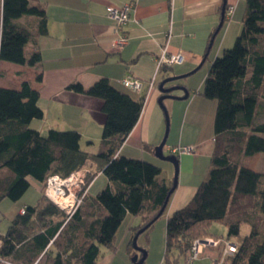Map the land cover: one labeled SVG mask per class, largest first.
I'll use <instances>...</instances> for the list:
<instances>
[{"label": "trees", "instance_id": "trees-1", "mask_svg": "<svg viewBox=\"0 0 264 264\" xmlns=\"http://www.w3.org/2000/svg\"><path fill=\"white\" fill-rule=\"evenodd\" d=\"M0 2V62L38 65L41 55L36 38L47 34L44 8L32 0ZM245 5L242 27L232 48L212 61L203 82L201 95L216 102L211 167L187 204L167 216L162 264L185 259L200 229L206 231L212 221L222 220L226 239L240 237L243 224L249 234L240 238L231 257L221 262L214 259L211 264H264V232L260 231L264 224V172L240 163L242 156L255 154H262L264 162V0H245ZM22 17L35 19L34 27L18 22ZM216 29L212 37L220 31L216 33ZM29 44L32 49L28 52ZM41 78L37 75L36 81ZM66 89L102 102V131L95 152L81 148L76 130L41 133L29 126L43 116L39 92L29 82L22 81L18 88L0 86V173L5 170L10 174L0 178V200H19L30 179L41 183L42 192L33 207L25 206V213L15 215L1 236L0 264H95L101 248H112L117 228L127 214L139 219L130 230L132 246L138 231H148L164 212L159 213L173 179L166 183L159 177V167L118 153L140 117L143 97L133 100L106 78L88 88L76 82ZM85 167L89 172L86 186L99 172L107 184L94 197L85 195L66 221L65 214L45 197L44 184L49 176L64 178ZM86 203L99 211L90 221L81 214Z\"/></svg>", "mask_w": 264, "mask_h": 264}, {"label": "crops", "instance_id": "crops-1", "mask_svg": "<svg viewBox=\"0 0 264 264\" xmlns=\"http://www.w3.org/2000/svg\"><path fill=\"white\" fill-rule=\"evenodd\" d=\"M224 2L225 7L233 6L234 11L230 17L226 16L222 28L212 37L220 22ZM32 3L42 5L47 21V34L36 38L41 62L33 67L1 62L12 77L2 78L0 82L1 87L18 88L22 81H27L38 90V106L43 116L32 120L29 126L41 133H46L48 129L76 130L80 133L81 148L95 152L102 131V102L69 91L66 87L78 82L88 88L96 80L106 78L117 90L140 101L145 95L146 83L155 76L156 89L143 104L137 123L118 153L159 167V177L170 183L174 167L167 161L160 162L153 150L159 145L163 130L158 118L154 122L151 120L161 95L158 85L168 77L186 75L183 73L201 66L207 60L211 64L223 50L229 48L242 27L246 10L244 1L32 0ZM126 4L130 5L129 20L120 29L127 37V44L117 51L114 46L116 23L107 17L106 7L120 8ZM18 22L34 27L36 21L31 17H22ZM164 46L169 53L183 54L184 63L155 75V59ZM31 47L32 44H29L28 52ZM39 74L42 78L37 82L36 76ZM126 75L144 83L141 92L134 93L121 85ZM202 88L203 83L195 91L190 88L187 99L169 98L171 101L166 103L174 130L171 137L167 134L163 154L172 155V147L193 148L192 153L177 157L179 178L166 205L170 206L168 215L187 204L211 167L210 161L215 150L213 126L216 102L203 97ZM255 156L263 160L259 154L247 158ZM5 172L3 178L9 177L10 174ZM100 176H103L101 172L92 180L87 195Z\"/></svg>", "mask_w": 264, "mask_h": 264}, {"label": "rangeland", "instance_id": "rangeland-1", "mask_svg": "<svg viewBox=\"0 0 264 264\" xmlns=\"http://www.w3.org/2000/svg\"><path fill=\"white\" fill-rule=\"evenodd\" d=\"M242 1H244L245 3V0H242ZM232 46H233V43L229 48H226L225 50L232 48ZM221 55L222 53L220 54V56ZM209 67H210V64L207 60L201 66H199V68L194 73L186 77H182L174 82L168 83L169 87L180 86V87L186 88L188 93L191 92L190 88H194L193 90L195 91L197 90L199 86L201 87V84L203 83L204 78L206 77L208 73ZM194 69H191L190 71L183 73V74H187ZM9 74H10L9 70H7L6 66L3 67L0 62V82L3 79H6L8 77L11 78L12 74L11 75ZM159 79H160V75H158V80ZM186 86L187 87L189 86L190 88L189 87L187 88ZM181 94L184 95V91L179 90V89L173 90L168 93L169 96H174V97L181 96ZM169 101H171L169 98L164 99L163 101V104H164L163 106L165 108L166 113L164 112L162 107L159 105L158 101L156 102L154 112H152L151 120H153L154 122L158 118L159 121L162 122V125H163L162 136L159 141V144L162 141L165 131H166V116L168 119V137L172 136V131L174 130V122L173 121L171 122V118H170L171 115L168 111V108L166 107V103H168ZM177 102L179 101H175V103ZM95 147L96 148L94 150L98 148V145H96ZM164 152L165 151L163 150V153ZM259 155L262 158V154H259ZM159 161L163 163L165 162L161 160ZM262 161L263 160L255 156L252 158L244 157V159L243 158L241 159L240 163L242 162L246 166H249L251 168L253 167L255 170L263 171L264 162ZM86 169L87 168L85 167V169H82V170L85 171ZM173 174H174V170H173ZM5 175H6V172L5 170H3L0 173V178L5 177ZM178 178H179V175H178ZM178 178H177V181H178ZM90 183L87 186L85 185L83 189L85 190V195H87V188L90 185ZM106 184H107L106 177L104 175L100 176L91 186L89 190V195L94 197L98 192H100L103 188H105ZM44 189H45V184H44L43 190ZM41 195H42V192H41L40 183L32 179L29 188L26 190V192L21 196L19 200L15 202L7 198H3L0 200V243H1V236L5 234L10 224V221L17 214V212L19 210H20L19 212H21V210L23 209L25 210L24 206L33 207L37 203ZM83 199L84 198H82L81 203ZM169 207L167 206L165 208L161 217L154 222V224L148 231L139 234L137 237V240H136L137 247L146 252V258L143 264H162L163 262L164 251H165V225H166V218L168 216ZM98 213L99 211L96 209V207H90L88 206V203H86L81 208V214L85 217L86 221L92 220L94 217H96ZM138 223H139V219L137 217L127 214L117 228V231L115 233V237L113 240L112 248L110 249L105 248V247L101 248V253H100V256L98 257L97 264H135L131 260L132 257L134 255H137L138 259H140L141 253L137 251L136 249H134L133 246H130L129 242H130L131 227L136 226ZM205 229L206 231H204L203 229H200L199 231L200 235L198 234V237L195 238L193 241V243L196 240H200L201 242L200 248H199L200 252L198 256L196 257V259L188 260L189 256L188 254H186L185 255L186 258L180 259L177 264H211L214 259H218L221 262L231 257V255L235 252L237 245L240 243V238L249 234L248 226L243 224L240 227V235H239L240 237L226 239L227 230H226V225H225L224 220L212 221L209 224L208 228H205ZM260 231L264 232V224L260 225ZM204 232H208V235H204ZM210 240L214 241L215 244L206 242ZM226 243L228 244L230 243L232 246L231 245L228 246L226 245ZM166 264H175V261L173 260L169 262L168 260Z\"/></svg>", "mask_w": 264, "mask_h": 264}, {"label": "built area", "instance_id": "built-area-1", "mask_svg": "<svg viewBox=\"0 0 264 264\" xmlns=\"http://www.w3.org/2000/svg\"><path fill=\"white\" fill-rule=\"evenodd\" d=\"M234 11L233 6H229L226 9V16H231ZM130 5H123L120 8L115 7H106V15L108 18L113 20L116 23L117 36L114 41V46L120 51L127 44V37L121 31L123 27L129 20ZM156 70L155 75L161 73L162 70L170 69L174 66L181 65L184 63V56L181 53H169L167 47L164 46L159 55L155 59ZM121 85L132 91L134 93H139L142 91L144 83L134 78L131 75H126L121 80ZM156 89L155 76L146 83V92L143 96L144 103L148 99L151 92ZM193 148L191 146L187 147H172L170 153L176 157L184 154L192 153ZM87 173V170H80L74 173H71L69 176L61 178L56 175L47 177L45 182V189L43 191L45 197L54 203L66 216V221H68L78 209L82 198L85 196L84 187V175ZM84 185V186H83ZM83 190V191H82ZM82 191V192H81ZM25 210H21L23 214ZM212 244H215L214 241H206ZM200 240H196L192 243V246L188 253V260H194L198 256L200 250ZM1 244V243H0ZM226 245H231L226 243ZM232 246V245H231ZM231 254V253H230ZM4 264H16L9 261H2Z\"/></svg>", "mask_w": 264, "mask_h": 264}, {"label": "water", "instance_id": "water-1", "mask_svg": "<svg viewBox=\"0 0 264 264\" xmlns=\"http://www.w3.org/2000/svg\"><path fill=\"white\" fill-rule=\"evenodd\" d=\"M225 1V0H224ZM224 13H225V2L223 3V7L221 9V15H220V22L217 26V29H216V33L219 31V29L222 27V24H223V18H224ZM204 60H202L201 62H203ZM200 65H198L197 68H195L194 70H192L191 72L187 73L186 75H181V76H174V77H168L166 79H163L159 85H158V89H159V92L163 95H161L159 98H158V103L159 105L162 107V109L164 110V112L166 113L165 111V108L163 106V101L164 99H167V98H173V99H187L188 97V92L185 88L183 87H180V86H172V87H167L165 88L164 86L170 82H174L182 77H186L192 73H194L198 68H199ZM176 89H179V90H183L184 91V95L181 96V97H174V96H169L168 93L173 91V90H176ZM167 134H168V119H167V116H166V131H165V134H164V137L162 139V141L160 142L159 145H157L156 147H154V155L156 158L162 160V161H167L169 163H171L174 167V176H173V188L170 190L169 192V195L168 197L166 198L162 208L160 209V214H162V212L165 210L166 208V205H167V202H168V199H169V196L170 194L173 192V189L174 187L176 186V183H177V174H178V159L176 156L174 155H164L163 154V147L166 143V139H167ZM143 232V229L139 230L138 233L133 237L132 239V246L134 249H136L137 251H139L142 256L140 257V259H138V256L137 255H134L132 257V262L135 263V264H143L145 258H146V252L144 250H141L140 248L137 247L136 245V240H137V237L140 233Z\"/></svg>", "mask_w": 264, "mask_h": 264}, {"label": "bare ground", "instance_id": "bare-ground-1", "mask_svg": "<svg viewBox=\"0 0 264 264\" xmlns=\"http://www.w3.org/2000/svg\"><path fill=\"white\" fill-rule=\"evenodd\" d=\"M88 173H89V172L85 173V175H84V185H85L86 175H87ZM84 185H83V186H84Z\"/></svg>", "mask_w": 264, "mask_h": 264}]
</instances>
